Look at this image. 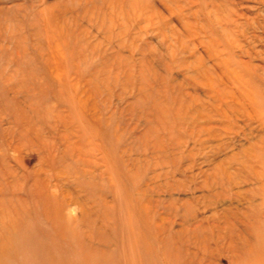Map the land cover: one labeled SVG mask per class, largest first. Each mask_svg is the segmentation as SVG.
<instances>
[{
    "label": "rangeland",
    "instance_id": "rangeland-1",
    "mask_svg": "<svg viewBox=\"0 0 264 264\" xmlns=\"http://www.w3.org/2000/svg\"><path fill=\"white\" fill-rule=\"evenodd\" d=\"M263 221L264 0H0V264H253Z\"/></svg>",
    "mask_w": 264,
    "mask_h": 264
},
{
    "label": "bare ground",
    "instance_id": "bare-ground-1",
    "mask_svg": "<svg viewBox=\"0 0 264 264\" xmlns=\"http://www.w3.org/2000/svg\"><path fill=\"white\" fill-rule=\"evenodd\" d=\"M261 226L264 227V221L261 222ZM262 227H258L256 228V232H255V235H254V239L256 240V253L253 255V258H252V263L253 264H264V232L262 231V229H260ZM262 231V232H260ZM254 246H252L253 248ZM248 251V250H247ZM252 250H250L251 252ZM247 257V256H246Z\"/></svg>",
    "mask_w": 264,
    "mask_h": 264
}]
</instances>
